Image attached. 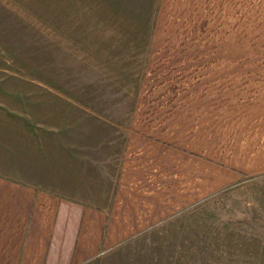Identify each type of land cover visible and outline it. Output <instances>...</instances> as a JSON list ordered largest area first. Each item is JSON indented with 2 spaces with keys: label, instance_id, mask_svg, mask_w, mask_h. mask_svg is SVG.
<instances>
[{
  "label": "crops",
  "instance_id": "0c3cea01",
  "mask_svg": "<svg viewBox=\"0 0 264 264\" xmlns=\"http://www.w3.org/2000/svg\"><path fill=\"white\" fill-rule=\"evenodd\" d=\"M151 8L133 97L56 99L80 131L0 113V264H114L264 176V0Z\"/></svg>",
  "mask_w": 264,
  "mask_h": 264
},
{
  "label": "rangeland",
  "instance_id": "374dc122",
  "mask_svg": "<svg viewBox=\"0 0 264 264\" xmlns=\"http://www.w3.org/2000/svg\"><path fill=\"white\" fill-rule=\"evenodd\" d=\"M153 1L0 0V99L8 104L0 113L28 115L33 131H80L81 114L62 118L66 107L56 99L97 104L133 97L135 52L147 49L142 40L152 34ZM199 212L173 234L155 237L168 244L154 250L143 243L114 264H264V176Z\"/></svg>",
  "mask_w": 264,
  "mask_h": 264
}]
</instances>
